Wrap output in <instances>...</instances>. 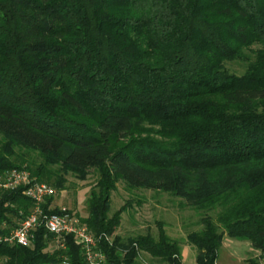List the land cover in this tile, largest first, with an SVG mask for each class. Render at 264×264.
<instances>
[{
  "label": "trees",
  "instance_id": "16d2710c",
  "mask_svg": "<svg viewBox=\"0 0 264 264\" xmlns=\"http://www.w3.org/2000/svg\"><path fill=\"white\" fill-rule=\"evenodd\" d=\"M258 45V49H249ZM251 54H246L244 49ZM238 62L237 74L228 64ZM28 170L65 190L97 175L88 216L107 264H185L158 223L117 234L110 192L170 193L201 213L185 243L219 264L225 237L264 256V0H0V174ZM54 197L43 206L48 213ZM23 189L0 199V237L31 212ZM72 213L74 211L70 210ZM106 236L109 240H106ZM86 264L75 236L44 227L0 241V264Z\"/></svg>",
  "mask_w": 264,
  "mask_h": 264
},
{
  "label": "rangeland",
  "instance_id": "374dc122",
  "mask_svg": "<svg viewBox=\"0 0 264 264\" xmlns=\"http://www.w3.org/2000/svg\"><path fill=\"white\" fill-rule=\"evenodd\" d=\"M258 45H252V51L258 49ZM249 49H244L246 54H251ZM228 67L237 74H243L244 69L238 63H230ZM66 188L58 192L52 203L53 207H66L77 212L80 217L88 216L87 200L94 186L97 175L90 173L87 180L81 181L72 172L65 173ZM112 215L127 202L130 206L122 214L120 227L117 234L124 238L140 234L150 233L157 237L159 232L158 223H161L167 235L179 241L182 259L185 264L196 263V250L185 243L187 235L199 229L201 213L184 206L181 199L171 196L170 193L156 190L129 189L122 182L116 184L115 190L110 192ZM259 255L249 241L225 237L223 246L219 251V264H250V258ZM141 262L146 264H158L150 260V256L141 253Z\"/></svg>",
  "mask_w": 264,
  "mask_h": 264
},
{
  "label": "built area",
  "instance_id": "2783aa9c",
  "mask_svg": "<svg viewBox=\"0 0 264 264\" xmlns=\"http://www.w3.org/2000/svg\"><path fill=\"white\" fill-rule=\"evenodd\" d=\"M20 188L23 189V194L33 202V208L19 226L8 235L0 237V241L11 245L27 246L34 238L35 231L44 227L48 233L56 237L75 236L76 243L82 248L86 264H107L99 247L102 236L97 237L91 233L79 216L66 207H61L59 213H48L44 210L43 206L47 200L57 194L53 186L38 181L24 169H11L0 174V199L2 193ZM52 208L51 204L49 210ZM106 240H109V237L106 236ZM258 264H264V256L258 259Z\"/></svg>",
  "mask_w": 264,
  "mask_h": 264
},
{
  "label": "crops",
  "instance_id": "0c3cea01",
  "mask_svg": "<svg viewBox=\"0 0 264 264\" xmlns=\"http://www.w3.org/2000/svg\"><path fill=\"white\" fill-rule=\"evenodd\" d=\"M260 254V253H259Z\"/></svg>",
  "mask_w": 264,
  "mask_h": 264
}]
</instances>
